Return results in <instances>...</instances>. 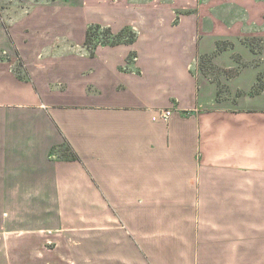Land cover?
I'll return each mask as SVG.
<instances>
[{"label":"crops","instance_id":"crops-1","mask_svg":"<svg viewBox=\"0 0 264 264\" xmlns=\"http://www.w3.org/2000/svg\"><path fill=\"white\" fill-rule=\"evenodd\" d=\"M126 1L0 13V264H264V88L218 98L193 68L222 40L202 47L204 15L242 4L251 23L262 1ZM91 24L136 37L91 56ZM248 65L228 90L264 72L237 83Z\"/></svg>","mask_w":264,"mask_h":264},{"label":"rangeland","instance_id":"rangeland-1","mask_svg":"<svg viewBox=\"0 0 264 264\" xmlns=\"http://www.w3.org/2000/svg\"><path fill=\"white\" fill-rule=\"evenodd\" d=\"M4 2L0 5V13L3 20L6 21L8 18L21 16L22 13L26 11L27 8L34 6L36 3L41 4H58L63 5L65 7H75L77 10L84 8L85 6H81L82 2L86 1L87 8L88 7H101L106 8L109 5L110 0H0ZM121 1V0H120ZM216 1V0H215ZM234 0H222V3L225 5L231 4ZM237 1V0H236ZM245 1V0H244ZM257 2L262 1L261 7L263 8L258 12V18L256 21L248 22L247 16L250 9L244 8L242 4H239L238 9L234 8V6L223 7L221 5H216L211 9L209 15H204L202 23L200 24L199 34L201 36V41L203 42L202 47L206 50H211L213 47V42L220 36L222 40L219 41V45L217 51L215 50L213 54L203 55L200 58H197V61L194 63L193 68L198 69L201 73L206 75L211 80L215 81L218 85V98H229L231 101H235L238 96L243 94H255L256 92H260L264 88V0H256ZM52 2V3H50ZM54 2V3H53ZM126 2L130 3H139V4H164L170 3L173 6L178 7L177 10L186 9L184 7L189 6L191 3L195 4V6H200V0H127ZM34 4V5H33ZM223 7V8H222ZM93 8H91L90 13L94 12ZM234 13V17L232 20L241 19V22H238L234 25H231V15ZM89 12H83V15H87ZM239 13V15H237ZM237 16V17H235ZM177 17V15H176ZM176 17L173 18V22H177ZM218 18L223 22V25L226 26L229 24V28L222 27L217 28L213 24V21ZM236 25V26H235ZM103 27H107L105 24L101 25ZM111 30V27H109ZM223 29V31H221ZM134 31L133 29H131ZM103 31L102 29L98 30ZM221 31V32H219ZM135 32V31H134ZM219 32V33H218ZM227 37V38H223ZM75 38H77L75 36ZM219 38V39H220ZM263 38V43L261 42ZM102 39V36L99 37ZM76 40H70L73 43L74 47H78L79 44L76 43ZM70 43L66 42V39L59 40L58 46L55 45L52 48L47 49V51H56L61 52L62 50L72 51L70 47ZM96 46V45H95ZM245 47H249L252 52L256 55H250L249 60H245L242 58L240 53L246 52ZM95 48V47H94ZM93 48V55H94ZM87 51L89 49L86 47ZM249 51V49L247 48ZM260 53V54H259ZM90 54V53H89ZM258 54V55H257ZM92 55V56H93ZM217 56V60L214 57ZM247 56V55H245ZM249 64V65H248ZM248 65L249 71L244 72L242 76L236 80L237 83L246 84L249 79L252 78L255 72H262L257 75V78H260V81H256L254 85L249 88L247 91L244 90H228L226 79H228L233 74H237L243 66ZM18 71L20 75H24V71L21 66L18 64ZM253 69V71H252ZM255 86V87H254ZM2 221V220H1Z\"/></svg>","mask_w":264,"mask_h":264},{"label":"trees","instance_id":"trees-1","mask_svg":"<svg viewBox=\"0 0 264 264\" xmlns=\"http://www.w3.org/2000/svg\"><path fill=\"white\" fill-rule=\"evenodd\" d=\"M99 29L103 31L99 33ZM101 36L102 39L100 40L99 37ZM135 37L136 33L129 27H124L117 33H113L109 27H103L100 24H91L86 30L84 45L89 49V53L92 56L93 48L97 44L116 45L120 43H131L135 40ZM257 80L260 81V78L258 77ZM67 156L75 158L74 154H67Z\"/></svg>","mask_w":264,"mask_h":264},{"label":"built area","instance_id":"built-area-1","mask_svg":"<svg viewBox=\"0 0 264 264\" xmlns=\"http://www.w3.org/2000/svg\"><path fill=\"white\" fill-rule=\"evenodd\" d=\"M171 113V110L169 109H162L160 110V116L163 118V119H166Z\"/></svg>","mask_w":264,"mask_h":264}]
</instances>
